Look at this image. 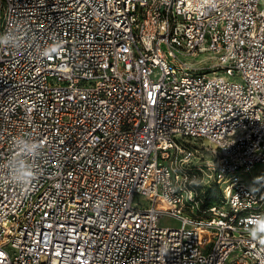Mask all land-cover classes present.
<instances>
[{
	"label": "built area",
	"instance_id": "built-area-1",
	"mask_svg": "<svg viewBox=\"0 0 264 264\" xmlns=\"http://www.w3.org/2000/svg\"><path fill=\"white\" fill-rule=\"evenodd\" d=\"M5 33L0 264H264L263 0H0Z\"/></svg>",
	"mask_w": 264,
	"mask_h": 264
},
{
	"label": "clouds",
	"instance_id": "clouds-1",
	"mask_svg": "<svg viewBox=\"0 0 264 264\" xmlns=\"http://www.w3.org/2000/svg\"><path fill=\"white\" fill-rule=\"evenodd\" d=\"M8 36L9 33L0 35V46L16 48V44L11 43L8 39H6ZM13 143L17 145V151H19L20 149H24L25 151L31 153L33 156H35L36 153L40 152L42 149L41 142L35 139L30 140L23 135L15 137L13 139ZM36 174L37 173L35 168H31L28 166L18 168L12 171V176L14 177L13 182L17 185L24 186L34 180L36 178Z\"/></svg>",
	"mask_w": 264,
	"mask_h": 264
},
{
	"label": "rangeland",
	"instance_id": "rangeland-1",
	"mask_svg": "<svg viewBox=\"0 0 264 264\" xmlns=\"http://www.w3.org/2000/svg\"><path fill=\"white\" fill-rule=\"evenodd\" d=\"M263 2H264V0H263ZM261 170L264 171V169H262L261 166H258L251 173L244 174V175H241V176L244 177V180L246 182L252 183L253 180H256L262 174ZM162 225H164V226H176L177 223L175 221H173L172 219H170L169 217H165L163 219V221H162Z\"/></svg>",
	"mask_w": 264,
	"mask_h": 264
}]
</instances>
